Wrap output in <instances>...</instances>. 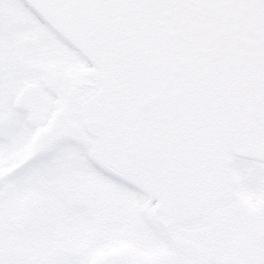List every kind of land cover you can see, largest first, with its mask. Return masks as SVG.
Returning a JSON list of instances; mask_svg holds the SVG:
<instances>
[{
	"label": "water",
	"instance_id": "95a60500",
	"mask_svg": "<svg viewBox=\"0 0 264 264\" xmlns=\"http://www.w3.org/2000/svg\"><path fill=\"white\" fill-rule=\"evenodd\" d=\"M21 1L92 67L75 92L95 87L79 125L59 111L32 160L83 130L100 172L153 200L155 216L199 224L233 200L231 158L264 164V0ZM230 218L244 238L221 264H264V202L238 201Z\"/></svg>",
	"mask_w": 264,
	"mask_h": 264
},
{
	"label": "rangeland",
	"instance_id": "374dc122",
	"mask_svg": "<svg viewBox=\"0 0 264 264\" xmlns=\"http://www.w3.org/2000/svg\"><path fill=\"white\" fill-rule=\"evenodd\" d=\"M21 4L19 0H0V49L6 62L15 65L17 72L14 75L20 72L13 85L14 93L10 89L11 80L0 86L4 91L2 99L9 106L12 103L19 108L22 103L26 105L21 106L23 110L15 117L10 138L0 143V169L6 170L5 175H8L0 182V237L12 239L15 248L24 257H27V250L34 252V260H28L33 264H89L90 255H75L73 248L84 253L90 247L88 251H91L90 243L94 245L95 239L106 240L109 247L128 242L130 246L147 253L156 241L155 236H158L148 234L145 229H148V223L143 208L148 201L145 203L139 194L107 179L92 164L88 156L91 140L83 130L75 133L70 140L58 142L47 158L37 157L23 165L35 153L34 139L40 131L51 127L59 111L66 108L70 122L79 125V104L95 88L81 101L76 100L73 84L81 72L92 67L57 39L53 32V37L45 35L40 45L35 44L40 33L46 32L34 17L27 16L25 21L9 25L7 21L12 16L18 13L16 18H22L20 12H26ZM22 63L27 64L26 71L21 70ZM39 95L44 98L40 99ZM27 96L32 99L19 100ZM27 118L34 120L32 129L25 128ZM233 163L243 199L251 207L257 206L264 195L260 165L239 160ZM12 165L13 168L9 169ZM13 169L14 173L10 172ZM75 189H87L104 196L108 194L110 201L113 199L111 195H114L113 206L122 202L113 208L116 218L114 221L111 219L110 227L98 223L99 217L108 221L103 210L95 212L85 201L72 203L66 190ZM70 203L74 207L68 208L72 206ZM50 208L56 211L52 221L49 219V215H53ZM99 226L102 229L99 230ZM103 247L98 243L96 251H101ZM24 262H27L26 258Z\"/></svg>",
	"mask_w": 264,
	"mask_h": 264
},
{
	"label": "flooded vegetation",
	"instance_id": "af4514ba",
	"mask_svg": "<svg viewBox=\"0 0 264 264\" xmlns=\"http://www.w3.org/2000/svg\"><path fill=\"white\" fill-rule=\"evenodd\" d=\"M19 2L22 3L25 7L24 9L25 10L27 9V10L25 13L20 12L23 15L22 18H19V17L16 18L17 16H19L18 13H16L15 16H12V18H10L9 21H7L9 25L10 24L15 25L14 23H19L21 20L25 21L27 19V16H30L31 18L34 17L37 20V22L43 26L46 32L44 34L40 33V37H38V39L35 41V44L38 43L40 45L41 41H44L43 38L45 35H50L53 37V35L51 34L52 31L31 10H29L27 6L21 0H19ZM54 35L57 39L63 42L64 45H67L55 33ZM58 50L60 51L61 54H63L60 48H58ZM0 52L4 59V65H0V71H1L0 86L2 87L3 82L11 80L10 89H12V93H14L15 87L13 85L16 84L17 82L16 79L18 78V75L20 72L14 75L17 72V70L15 69V65L8 64L6 62V59L1 49H0ZM47 54L50 55L51 53L48 52ZM27 64L30 65V62H27ZM27 64L22 63V65H20L22 71H26ZM89 71H92V68H89L85 72H81L79 78L81 77L83 73H86ZM1 87H0V143H1V140L2 141L8 140L10 138V133L12 134L14 131L13 128L15 126L14 121H15L16 115L18 114V112L23 110L21 107L22 105L26 107V105L23 103L21 104L20 108L15 103H12L10 106L8 105V103H4L2 99L4 91ZM93 90H94V87L92 86L86 89H83V90H79L77 92H75V90L73 89L74 96L77 101H81L83 97L85 98V94ZM8 98L9 96L7 97V99ZM28 98H30V96L21 98L19 100H21L22 102L28 101L29 100ZM39 98L43 99L44 97L42 95H39ZM33 123H34V120H32L31 118L30 119L27 118L24 123L26 127L25 126L24 127L27 129H32ZM35 139L33 141V144L35 143ZM27 144H28V141H27ZM34 149H35V145H34ZM33 156L34 155H32L28 161H24L23 165L28 164V162L32 160ZM231 160H232L231 161V173H232V178L235 182L233 200L224 206L215 208L211 210L210 212H208L204 220L200 224L199 223H183V222L174 221V220L161 219V217L155 216L152 212L153 201L151 199L140 194L136 190L103 174L104 177L111 180L112 182L117 183L119 186L127 188L128 190L130 189L134 193L142 196L143 199L145 200L144 201L145 203H146V200L148 201L146 206L143 208L145 219L148 223V229L147 228L145 229L147 230L148 234L154 233V235L157 234L159 237L155 236L156 241H154L152 248L147 253L140 251L135 247L130 246L128 242L124 243V241L122 244H119L116 247L114 246L109 247L108 245H106V240L99 239L101 237H97L99 240L95 239V242H96L94 244L95 246L93 245V242L90 243L92 244L91 251H88V248L90 247H87L86 248L87 251L84 253L77 248H73L74 254L80 255L81 257H83L84 255H85L84 257H86V255H90L91 260L89 264H155L159 261H164L165 264H190V260L188 259V257L184 255L183 253H181L179 250H177L171 244L169 239L166 237L163 229L159 225V222H161L162 224L166 226L170 234H172L174 237L184 240L187 244L195 245L202 252V258L205 264H221L223 258L227 256L228 254H230L233 251V248L235 246H238L244 238V233L235 227L233 221L230 218V215L233 213V210L238 204V201L247 202L243 199L242 192L239 191L240 184L238 183V180H236V173H235V169L233 166L234 164L233 161L239 160L244 163H249V164L252 163V164L260 165V169L264 177V164H260L256 162L253 163L252 161H247V160H243L239 158H233ZM13 166L14 165L10 166L9 169L11 167L13 168ZM0 172H1L0 174H2L0 177V182L2 183L4 180V177L8 175H5L6 170L3 171V169H0ZM10 172L14 173V169L10 170ZM66 192L67 194L71 196L73 200L72 202L73 204L74 202L76 204H80L83 201H85V202H88L90 207L93 208L92 210H96L95 212L97 211L100 212L103 210V214L105 215V218L108 219V221L106 220L105 222L104 218L99 217L100 222L98 223L99 224L101 223L102 225L104 224H108V226L112 225L111 219L114 221L116 218V214L113 212V208H116L120 203H122L121 201H119V203H117L116 206H113V203H114L113 199L115 198L114 195H111L113 199H111L110 201L108 199V196L110 195L106 194L104 196L103 194H96L87 189L86 190H81V189L76 190L75 189L73 191L66 190ZM263 197H260V199L258 200L257 206L251 207V205L249 204L250 209L253 212H256L259 209V207L262 205V203L264 202ZM73 204L72 206H69L68 208L74 207ZM100 207H105V208L99 209ZM106 207H109V209ZM50 209L53 215L52 216L49 215V219H51L52 221L54 214H56V211L53 208H50ZM66 209L67 208L65 207V210ZM110 209H112V212H110L111 211ZM100 229H102L101 226H99V230ZM97 235L100 236V234H97ZM98 243L101 245H104L103 248L105 247L107 248H105L103 251H102L103 249L102 248L101 251L97 252L96 250L98 247ZM3 252L6 253L4 255L8 258V260H3L0 255V264H18L17 263L18 260L21 261V264H30L31 262H28V260H34L35 258V253L29 250H27L26 252L27 257H24V255L15 248L12 242V239H8V238L6 239V238L0 237V254H3ZM25 258L27 259V262H24Z\"/></svg>",
	"mask_w": 264,
	"mask_h": 264
},
{
	"label": "trees",
	"instance_id": "16d2710c",
	"mask_svg": "<svg viewBox=\"0 0 264 264\" xmlns=\"http://www.w3.org/2000/svg\"><path fill=\"white\" fill-rule=\"evenodd\" d=\"M7 238H8V237H7ZM7 238H6V239H7ZM6 241H7V240H6ZM4 254H6V253L3 252V254H0V255H1V258H2L3 260H8V258H7ZM17 263H18V264H21L19 261H17Z\"/></svg>",
	"mask_w": 264,
	"mask_h": 264
}]
</instances>
